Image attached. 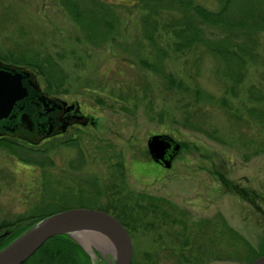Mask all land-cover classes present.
Here are the masks:
<instances>
[{"label": "rangeland", "instance_id": "374dc122", "mask_svg": "<svg viewBox=\"0 0 264 264\" xmlns=\"http://www.w3.org/2000/svg\"><path fill=\"white\" fill-rule=\"evenodd\" d=\"M104 1L117 4L123 32L116 41L98 45L86 38L65 0H0V54L41 65L45 74L37 75L42 88L80 104L93 121L30 148L31 157L47 165L21 160L0 142V221L34 212L43 198L48 205L39 212L79 208L81 203L101 209L110 196L127 197L133 207L137 197H159L171 203L162 207L177 208L176 215L189 226L202 224L194 230L196 243L192 240L200 248L194 256L205 258L204 264H248L237 254L247 250L243 243L233 242L241 251L228 249L227 228L264 251V136L247 120L246 108L252 103L244 94L257 77V67L251 68L229 108L209 106L204 99L198 103L197 89L216 98L224 95V83L216 75L220 62L205 51L175 55L167 43L151 47L143 40L136 12L123 8L122 0ZM196 1L217 8L216 0ZM156 67L182 80L184 87H169ZM188 116L212 137L187 124ZM157 134H169L182 145L170 170L151 159L147 142ZM73 138L79 147L64 144ZM121 161L122 180L117 173ZM94 182L96 188L89 185ZM208 221L219 235L209 252ZM132 241L140 259L147 254L160 262L172 257L159 246L155 232L140 229ZM84 251L90 264L115 261L96 244L84 245Z\"/></svg>", "mask_w": 264, "mask_h": 264}, {"label": "trees", "instance_id": "16d2710c", "mask_svg": "<svg viewBox=\"0 0 264 264\" xmlns=\"http://www.w3.org/2000/svg\"><path fill=\"white\" fill-rule=\"evenodd\" d=\"M65 1L75 23L83 29L88 40L98 45L105 44L116 41L123 32L121 18L116 12V3H108L104 0ZM216 3L217 8L213 9L196 0H122V7L130 13H137L145 37L143 40L147 41L151 47L160 45V49L162 43H167L168 51L171 50L175 55L205 51L208 56L220 62L216 75L224 83V95L216 98L209 92L197 89L198 103L204 99L205 104L208 103L209 106L219 109L229 108L233 98L238 97L251 68L257 67V77L244 93L247 100L252 103L246 108V117L252 122L253 128L264 136V0H216ZM161 51L162 54H167L162 49ZM200 59L198 56L197 60ZM0 60L27 66L39 75L45 74L43 67L32 61L19 62L17 59L10 61L1 54ZM143 65L146 64L143 63ZM154 71L169 87H184L182 80L168 74L163 67H156ZM47 83L49 84V81ZM186 121L187 124L191 123L193 129L197 126L198 131L211 136V133L201 128L200 124H194L190 116L186 118ZM15 144H1V147L28 163L48 164L45 161L35 160L31 157L29 149ZM64 144L76 146L73 142ZM261 150L264 152V146ZM117 173L122 180L124 177L122 161L117 165ZM108 198L110 203L107 207L97 208L98 210L114 215L132 238L133 233H137L140 229L149 233L155 232L158 241H161L159 246L168 249L169 256H172L160 262L150 254L143 259L134 255L132 264H204L205 258L198 259V256H194V252L199 251L200 248L196 249L197 244H193L194 240H192L195 239L196 243L197 237H194L196 236L194 230L201 226V223L189 226L176 215L177 208L162 207L163 204H171L163 198L140 196L135 200L134 207L128 205L131 201L127 197L110 196ZM145 202L147 204L143 205ZM40 204L34 212L21 214L14 220L0 221V251L31 228L30 225H25L27 222L32 221L34 225L53 214L71 209L63 206L60 209L39 212L42 207L48 205V203L45 205V198L40 201ZM80 206L86 207L83 203ZM95 206L93 207L96 208ZM7 230L11 232L3 236ZM227 230L231 234L228 249L230 251L233 249L232 251L235 252L241 251L236 249V246L233 247V242L243 243L244 250H247L237 254L244 256L248 264H252L264 255V251H256L239 234L230 228ZM213 232L214 234H211ZM225 235L226 233L222 232V237ZM217 237H219L217 226L208 221V252L211 247L217 245ZM78 262L90 264V258L72 238L62 235L50 239L24 264H75Z\"/></svg>", "mask_w": 264, "mask_h": 264}, {"label": "water", "instance_id": "95a60500", "mask_svg": "<svg viewBox=\"0 0 264 264\" xmlns=\"http://www.w3.org/2000/svg\"><path fill=\"white\" fill-rule=\"evenodd\" d=\"M39 91L37 73L29 67H20L15 64H6L0 61V129L14 132L22 128H33L32 115L36 107L29 108L26 101L31 91ZM46 107L52 104H63L58 99L41 97ZM18 111L19 123H11L9 120ZM42 126L45 123L41 124ZM87 125V122H84ZM68 124L65 122L58 133L66 132ZM22 131V130H21ZM6 135L0 130V136ZM47 134L44 137H49ZM38 144L40 137L29 140ZM151 158L166 169L172 167L174 159L179 155L182 145L169 134H157L149 138L147 142ZM79 232H95L105 236L116 247V252L111 249L114 256L113 264H132L134 247L132 238L124 225L112 214L92 208H72L53 214L34 224L24 234L18 237L10 245L0 251V264H24L50 239L62 235H69L81 246L82 241L76 236ZM252 264H264V255L257 258Z\"/></svg>", "mask_w": 264, "mask_h": 264}, {"label": "flooded vegetation", "instance_id": "af4514ba", "mask_svg": "<svg viewBox=\"0 0 264 264\" xmlns=\"http://www.w3.org/2000/svg\"><path fill=\"white\" fill-rule=\"evenodd\" d=\"M6 64H13V63H6ZM37 81L39 83L40 90L39 91L32 90L31 94H30V97L26 101V105H28L29 108L36 107L35 114L32 115L33 128L31 130H28V131L25 130L24 128H22L21 129L22 131L20 130L18 132H14L13 133L14 135H12V133L7 131V130L4 131L3 129H0L1 131L6 133V135L0 136V142L1 143H3V144H15V143H17L19 146L15 144L16 146H18V147L24 146L25 148L30 150V148L38 147V146H40L41 144H43V143H45L47 141L54 142L58 138L65 137L68 134H70L71 132H74L75 130L78 131V130H81V128H86L90 123L93 122L92 118L89 115H87V114H85L83 112V110L81 109L80 104H78V103H71L70 104L69 102H67V101L55 96L54 93L43 89L41 84H40V81L38 79V76H37ZM43 96L44 97H48V98L58 99V100H61L63 102H66L67 104L64 105V106L61 103L58 104L57 106H55L56 104H52V106L46 107L44 105V103L48 102V101H45V102L42 101L41 97H43ZM9 121L11 123H16V122L19 123L20 115H18V111L15 112V116L12 119H10ZM64 122L66 124H68L66 132L58 133L60 131L61 126L63 125ZM84 122H87V125H84ZM43 123H45L44 126L41 125ZM47 134H50L51 136L44 137ZM20 137L27 138V139H29L31 141L33 140L32 138L35 139V138L40 137L41 140L39 141L38 144H33L30 141H28L26 139H22ZM63 142L64 143L73 142V143L76 144V147H79V140L75 139V138L69 139V140H65ZM152 161L157 166H159L162 169H165V170H170L171 169V168L170 169H166L162 165L156 163L153 159H152ZM78 168H81V166L79 165ZM89 185L92 186L93 188H96V186H98V183L94 182L93 184H89ZM1 192H2V188H1V179H0V196H1ZM89 208L95 209L93 206H91V204H90ZM25 225H30L32 227L33 226V222L29 221ZM10 232L11 231L7 230L3 234V236L8 235ZM67 236H69V235H67ZM69 237L72 238L71 236H69ZM75 242L84 250L83 246H81L77 241H75ZM107 248L108 247H106L105 249H102V250H104L105 253H108V255L112 256L111 255V249H109V248L107 249ZM87 256L89 258H91V256L89 254H87ZM90 261H91V259H90ZM101 262L102 263H100V264H111V262L109 260H107V259H104V260L102 259ZM75 264H84V263L83 262H78V263H75ZM93 264H95V263H93Z\"/></svg>", "mask_w": 264, "mask_h": 264}, {"label": "bare ground", "instance_id": "6f19581e", "mask_svg": "<svg viewBox=\"0 0 264 264\" xmlns=\"http://www.w3.org/2000/svg\"><path fill=\"white\" fill-rule=\"evenodd\" d=\"M76 236L87 248H90L91 244H96L102 249H105L106 247L110 249V247H112L113 251L116 252V247H113L111 241L101 234L95 232H79Z\"/></svg>", "mask_w": 264, "mask_h": 264}]
</instances>
